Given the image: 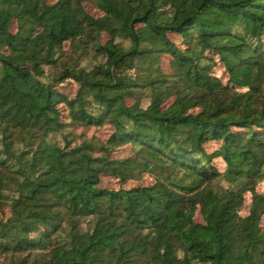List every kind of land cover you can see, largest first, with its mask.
<instances>
[{"label": "trees", "instance_id": "obj_1", "mask_svg": "<svg viewBox=\"0 0 264 264\" xmlns=\"http://www.w3.org/2000/svg\"><path fill=\"white\" fill-rule=\"evenodd\" d=\"M263 180L264 0H0L1 264H264Z\"/></svg>", "mask_w": 264, "mask_h": 264}, {"label": "rangeland", "instance_id": "obj_2", "mask_svg": "<svg viewBox=\"0 0 264 264\" xmlns=\"http://www.w3.org/2000/svg\"><path fill=\"white\" fill-rule=\"evenodd\" d=\"M87 8L96 13L98 11H96V7L93 5V3H88L87 4ZM96 11V12H95ZM65 50L66 51H70L68 50L67 47H65ZM101 60L100 58H95L94 56L92 55H89L86 59H83L81 60V65H87V66H91L93 64H96V63H99ZM161 67L165 70V71H168V56H163L162 57V60H161ZM214 71L216 74L220 75V76H223L224 72H223V69L221 67V65H216L214 67ZM131 74L134 75L135 71L132 69ZM59 88L62 89L63 91H65L67 94L69 95H72L76 89V85L75 83H73L72 81H68V80H65L63 82H61L59 84ZM147 103V100H143L142 102V105H145ZM81 129H77V131L79 132ZM83 132L89 137V136H94V137H100V138H105L106 135H107V129L105 128H84L83 129ZM55 138L60 141V136L59 135H56ZM212 149H214V146L209 144V145H206V150L208 151H212ZM115 157H126V156H129L131 154V149H130V146L127 145L125 147H121V148H118L116 150L115 153H113ZM213 164H215L219 169H222L224 164L222 162V160L220 158H215L213 160ZM223 184V182H220ZM100 185L101 186H106V187H118V182L111 178V177H108V176H102L101 177V182H100ZM257 189H259V191L261 192H264V180L258 185ZM249 204H250V194L247 193L246 194V200H245V203L243 205V207L240 209V214L241 215H245L247 213V210H248V207H249ZM3 215H7V211L6 209H1L0 210V216H3ZM195 220L196 221H202L201 219V216L199 215V213L196 214L195 216ZM82 225L84 226L85 225V222H84V219L82 220ZM1 264V262H0Z\"/></svg>", "mask_w": 264, "mask_h": 264}]
</instances>
